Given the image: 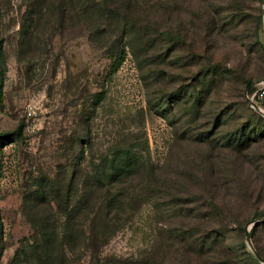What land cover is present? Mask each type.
Returning <instances> with one entry per match:
<instances>
[{
	"label": "rangeland",
	"instance_id": "rangeland-1",
	"mask_svg": "<svg viewBox=\"0 0 264 264\" xmlns=\"http://www.w3.org/2000/svg\"><path fill=\"white\" fill-rule=\"evenodd\" d=\"M26 4L27 0H0L5 57L0 132L22 129L21 138L0 141V222L5 242L0 264L9 263L30 233L21 205L36 180L54 177L61 166L69 172L80 160L86 164L135 137L148 145L150 164L159 172L162 187L102 247L104 261H149L156 253L158 264L182 260L234 264L226 248L208 251L202 246L196 253L199 247L194 241L203 244L211 228L227 230L234 241L226 243L235 253H255L257 247L264 255V51L260 47L264 0L244 3L254 21L262 15V22L255 25L251 19L248 26L235 28L234 0H175L174 6L183 9L176 27L201 32L209 15L217 19L218 35L210 44L198 39L181 53L198 55L195 63L183 68L162 63L140 68L127 52L113 69L110 53L90 40L73 12L55 32L44 19L32 34L35 49L20 54ZM211 55L226 68L227 76L219 91L206 96L201 115L198 109L191 118L181 117L186 104L177 100L170 103L172 111L167 109L165 94L182 84L200 88L193 76ZM247 79L252 82L249 88ZM249 122L255 132L249 144L233 141L240 126ZM149 174L142 172L138 186ZM211 209L218 215H209ZM258 218L262 222L248 241L245 226ZM176 229L182 235L174 236ZM180 239L187 241L186 247L195 245L196 251L191 248L182 254ZM89 259L84 254L76 264H89Z\"/></svg>",
	"mask_w": 264,
	"mask_h": 264
},
{
	"label": "trees",
	"instance_id": "trees-1",
	"mask_svg": "<svg viewBox=\"0 0 264 264\" xmlns=\"http://www.w3.org/2000/svg\"><path fill=\"white\" fill-rule=\"evenodd\" d=\"M245 1L247 0H234L237 14L231 20L233 27L236 24L248 26L253 19L246 10ZM174 2L175 0H27L21 15L19 53L35 49L32 46V34L39 29L44 19L55 32L62 28L66 16L73 12L87 30L90 40L110 53L112 60L114 59L113 69L127 52L140 68L161 63L183 68L189 63H195L198 55L194 52L187 55L181 53L191 49L198 39L210 44L212 38L218 35L217 19L208 14L209 19L203 23L201 32H190L191 29L185 26L176 27L174 23L179 20L183 9L181 6L180 9L176 8ZM2 15L0 8V20ZM53 16L55 19L50 23L48 19L52 20ZM256 21L262 22V15L257 16ZM256 21L253 19L255 25ZM3 42L0 38V89L5 76ZM260 47L264 51L263 43ZM171 56L172 59L168 60ZM225 69L211 55V59L193 76L200 88L182 84L173 93L165 94L163 102L167 104V109L172 111L170 103L177 100L178 103L182 101L186 104L181 117L191 118L198 109V115H201L206 96L213 90L219 91L227 76ZM251 84L250 79H247L246 87L249 88ZM188 104L192 106H187ZM252 133L255 134L250 122L243 124L233 141L248 145L253 139ZM21 137V127L12 132H0V141L9 142ZM138 140L142 139L135 137L131 138L128 145L113 146L109 152L96 158L94 156L86 164L80 160L69 172L61 166L54 177L45 176L36 180L24 195L21 205V211L30 225V233L19 242L8 264H76L84 254H89V264H158L156 253L151 254L149 261L106 262L100 257L101 249L110 237L131 220L144 200L153 199L160 192V186L162 187L159 172L150 164L148 145ZM230 144L237 148L238 144ZM142 172H149V179L146 178V182H143L145 184L138 186L137 179ZM217 213V210L211 209L209 215H218ZM260 222L261 219L250 229L251 239ZM176 231L174 236L182 235L181 229ZM226 233L227 230L223 228H211L203 239V244L194 241L199 251L195 250V245L191 248L196 253H201L200 249L215 251L222 247L231 250L229 258L234 259V264H262L251 251L235 253L233 245L226 243L234 240L228 238ZM184 242L187 241L179 240L182 244L178 249L182 254L191 249ZM4 249L0 222V261ZM255 250L264 261L259 248L256 247ZM186 263L182 260L178 264Z\"/></svg>",
	"mask_w": 264,
	"mask_h": 264
},
{
	"label": "water",
	"instance_id": "water-1",
	"mask_svg": "<svg viewBox=\"0 0 264 264\" xmlns=\"http://www.w3.org/2000/svg\"><path fill=\"white\" fill-rule=\"evenodd\" d=\"M264 16V15H263ZM252 105L253 106H256L253 102H252ZM260 221V219H256V220H254L253 222H252V224H247L246 226H245V236H246V239L248 240V241H250V233H249V231H250V229H251V227L253 226V225H255L257 222H259ZM255 254H256V256H257V258L259 259V261L262 263V264H264V261H263V259L261 258V256L258 254V253H256L255 252Z\"/></svg>",
	"mask_w": 264,
	"mask_h": 264
}]
</instances>
